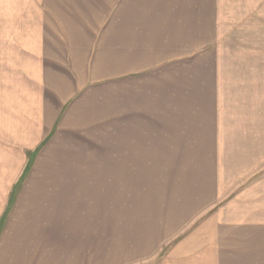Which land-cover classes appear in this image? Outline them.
Segmentation results:
<instances>
[{"label":"rangeland","instance_id":"1","mask_svg":"<svg viewBox=\"0 0 264 264\" xmlns=\"http://www.w3.org/2000/svg\"><path fill=\"white\" fill-rule=\"evenodd\" d=\"M126 14L139 15L131 22L133 35H142L143 26L157 35L160 23L164 34H179L183 29L184 51L177 54L175 63L151 75L148 72L147 76L144 66H135L125 74L117 68L112 74L118 72L119 78L102 80L103 93L95 99L101 114L93 118L91 109L90 114L87 111L89 122L94 121L90 132L71 134V139H79L75 142L79 148L70 151L72 144L64 151L69 149L66 156L97 162L99 157L125 155L134 162L55 165L49 163L54 159L47 161L45 156L33 171L119 173L112 182L118 198L113 199L114 207H104V217L111 222L119 217L123 235L119 243L124 246L136 240L144 250L155 241L163 244V252L200 226L201 236L264 237V0H0V172L7 171L8 159L19 158L16 125L22 124L31 105L30 95L41 87L37 84L40 63L73 65L76 58L81 62L85 43L89 57L98 51L97 56L101 54L110 63L112 38ZM168 14L176 19L165 21ZM156 17L163 20L147 21ZM173 37L164 36L163 43ZM98 39L99 46L95 43ZM71 44H80L82 52H65ZM136 57L142 62V54ZM99 61L111 67L99 57L94 66L98 78ZM114 82L119 91L115 95L110 90ZM206 83L211 101L197 92L188 100L182 95L199 84L204 88ZM123 108L130 114L119 118L115 127L113 112ZM193 108L199 111L194 123L200 120L205 125L212 124L209 113L215 109V125L210 127L216 131L215 150L202 147L193 154L186 146L176 153L170 142L152 141L160 134L171 137V133H179L178 128L186 130L187 139L192 123V113L187 110ZM199 135L205 140L204 134ZM130 171L135 174L129 185L121 178L122 172ZM105 196L108 204L110 196ZM176 221H191L182 236L169 241L154 238L160 227L167 223L170 228ZM227 247L242 246L232 243ZM128 249L115 261L110 255H105L104 261H91L88 254L87 263L131 264L124 259Z\"/></svg>","mask_w":264,"mask_h":264},{"label":"crops","instance_id":"2","mask_svg":"<svg viewBox=\"0 0 264 264\" xmlns=\"http://www.w3.org/2000/svg\"><path fill=\"white\" fill-rule=\"evenodd\" d=\"M126 15L125 19L119 20L116 35L112 38L113 58L111 57L110 63L101 54L97 56L98 51L89 57L86 43L83 46L86 50H83L85 55L81 58V62L76 58L73 65L66 62L61 65L40 63L41 76L37 84L41 87L39 92H32L30 95L31 105L29 104L23 114L22 124L19 121L16 125V148L18 153L20 152L19 158L16 160L10 158V161L8 159L7 171L0 172V264H88L89 260L104 261L105 255H110L112 261H115L121 257V252H125L128 248L124 259L131 264H264V237L217 238L210 234L201 236L198 230L202 226L170 243L163 252V244L160 245V242L155 241L144 250L136 240L128 242L127 246L121 245L119 237L123 235L119 231V217H113L115 223L104 217V207L111 205L114 207L113 199L118 198L112 182L116 175H120L119 173L33 171L36 164L46 157L47 161L54 159L49 163L55 165L64 163L66 165L109 163L130 165L134 162L126 155L110 157V159L99 157L97 162L88 157L66 156L65 153L69 149L64 151L65 146L69 147L72 144L74 146L70 147V151L79 148L75 145L79 139L76 141L71 139V134H79L80 131L90 132L89 125L91 123L94 125V121L89 122L87 111L90 114L91 109L93 118L101 114L96 110L99 103L98 100L95 101L96 95L103 93L104 80L119 78L118 72L112 74L117 68L125 74L129 68L144 66L148 76V72L151 75L153 71L167 64L171 65L172 62L175 63V60H178L177 54H182L184 51L183 29H179V34H164V26L160 23L156 31L157 35L146 30L144 26L142 29L144 33L139 32L142 35H133L131 22L137 21L139 15ZM174 19L176 18L173 14H168L165 21ZM151 20L161 21L163 18H150L147 21ZM175 31H178V27H175ZM164 36L174 37L163 43ZM100 42L101 40L98 39L95 43L99 46ZM79 45L71 44L65 48V52H82ZM137 54L143 55L142 62L136 57ZM99 57L111 67H106L103 61H99L98 69L101 76L98 78L95 76L94 66ZM182 58L183 56L179 57L180 60ZM110 68L111 73L108 71ZM211 74L215 76L213 72ZM193 79L189 82L190 85H193ZM179 80L177 78V82ZM110 90L113 91V95L119 93L115 82L111 84ZM206 90L209 92L207 83L204 88L199 84L191 87L187 93L182 92V95L188 100L197 92L200 95L205 94L208 101ZM211 100L210 97L209 101ZM187 111L192 113L189 114L192 123L189 124L190 136H187V139H184L183 132L186 130L178 128L179 133H171V137L160 134L156 139L152 137V141L170 142L177 150L176 153L186 146L192 148L193 154H197V150L202 147H214L215 150L218 143L215 141L216 131L210 128L215 125L213 124L215 109L209 113L212 115L210 119L212 124L209 125H205L204 121L200 120L195 124L194 117L199 111L194 108ZM113 113L116 114L114 118L116 127L119 118L129 116L130 110L123 108ZM200 133L205 135V140H200ZM183 141L186 143L185 146ZM63 144L65 145L61 148ZM159 147L162 148L160 143ZM124 148L128 150V144H125ZM206 155L208 156L207 153ZM122 173L124 177L121 179L129 181L130 185L135 173L132 174L131 171ZM104 196L106 198L110 196L108 204H105ZM116 204L118 207L119 199ZM201 223L204 225L208 222ZM172 224L173 222L170 228L167 223L160 227V231L153 234L154 238L168 241L172 237L178 238L191 225V221H176L175 226ZM114 238L118 241L113 242ZM232 243H238L242 247H227ZM88 254L91 255V259Z\"/></svg>","mask_w":264,"mask_h":264}]
</instances>
